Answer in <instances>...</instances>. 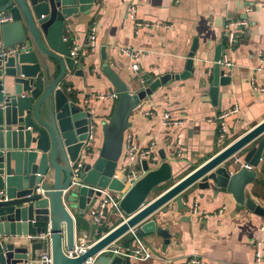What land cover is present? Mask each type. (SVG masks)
Here are the masks:
<instances>
[{"label": "crops", "instance_id": "crops-1", "mask_svg": "<svg viewBox=\"0 0 264 264\" xmlns=\"http://www.w3.org/2000/svg\"><path fill=\"white\" fill-rule=\"evenodd\" d=\"M130 7L135 9L132 17ZM228 20L244 24L234 29L236 42L227 53L231 65L224 69L229 84L219 87L218 106H212V57L219 41H224ZM92 26L96 45L87 49L85 43ZM64 38L72 41L70 49L82 47L77 60L84 59L83 76L68 73L65 91L70 100L92 114L91 125L95 126L93 141L84 145L77 159H83L87 150L99 153L102 125L109 121L116 105L117 100H98L99 95L116 93L103 65L109 66L135 93L142 84L134 77L132 60L123 53L125 50L138 52V66L146 86L160 76L181 74L196 40L192 75L185 80H170L141 101L124 132V141L130 136L142 149L154 144V160H146L150 170L163 162L161 154L172 168V181L155 190L147 202L264 121V92L260 90L264 88V0H97L89 15L68 19ZM102 48L106 60H102ZM234 107L238 112L228 114L223 121L222 140L217 117ZM164 114L178 124L164 126ZM241 155L233 158L235 171L241 166ZM120 159L122 165L116 168L119 177L127 166L124 148ZM133 167L142 171L141 163ZM252 170L256 180L246 186L245 196L264 207V162ZM182 203L181 210L172 201L150 217L168 229L167 244L155 234H143L137 227V235L152 258H130L131 264H186L190 258L207 264H264L263 217L239 207L230 195L216 194L212 189L192 187L182 195ZM85 211L75 219V228L77 236L85 235V246H89L110 228L104 224L96 236ZM107 215L111 227L117 220L111 211ZM132 240L126 234L115 242L117 250L130 249Z\"/></svg>", "mask_w": 264, "mask_h": 264}, {"label": "water", "instance_id": "water-1", "mask_svg": "<svg viewBox=\"0 0 264 264\" xmlns=\"http://www.w3.org/2000/svg\"><path fill=\"white\" fill-rule=\"evenodd\" d=\"M96 2L0 0V49L26 47L0 58V264H36L38 252L47 245L51 264H131L129 256L114 253L115 242L139 227L143 234H155L167 244L168 229L150 217L172 201L181 210L182 195L192 187L224 192L239 207L264 218V207L245 196L246 186L256 180L252 169L264 162V121L148 202L155 190L173 179L162 154L163 162L156 169L150 170L146 160L141 162L143 176L131 180L130 187L115 177L132 111L170 80L192 75L196 40L181 74L160 76L135 93L103 65L118 98L111 118L102 125L99 153L85 152L77 184L71 185L70 163L82 155L93 121L92 114L65 91L68 73L83 76L84 59L71 56L72 41L64 38V26L72 17L89 15ZM4 18L10 20L1 22ZM222 43L214 49L210 68L212 106H218L219 87L230 81L219 64ZM101 52L106 60L103 48ZM238 154H242L241 166L235 171L233 158ZM96 189L124 193L120 209L129 219L70 256L76 247L85 246V235L77 236L75 219L99 196Z\"/></svg>", "mask_w": 264, "mask_h": 264}, {"label": "built area", "instance_id": "built-area-1", "mask_svg": "<svg viewBox=\"0 0 264 264\" xmlns=\"http://www.w3.org/2000/svg\"><path fill=\"white\" fill-rule=\"evenodd\" d=\"M178 1V0H176ZM129 15L132 17L135 13L134 7H130L128 9ZM9 18H4L1 20V22H7L9 21ZM243 22H234L228 20V22L225 25V34H224V41L222 43V53L221 58L219 60V64L223 67H229L231 64L228 61L227 53L229 50L234 46L236 42V33L234 29L238 26H242ZM139 26V25H138ZM96 45V38H95V28L92 26L90 28V32L88 34V39L85 43V46L87 49L94 48ZM25 46H15V47H9L6 49H0V58L10 56L15 54L18 51H24ZM82 47H73L71 49V56L75 59H77L78 52L81 50ZM126 56H128L131 60V71L136 77L140 83L142 84V89H145L147 85L145 86L146 82L143 80L142 75L140 73V69L138 66V52L137 51H124L123 52ZM262 92H264V88L260 89ZM118 94L117 93H110L108 95H99L98 100H104V99H111V100H117ZM238 109L237 107H234L230 110V112L227 113H220L217 117L218 120V127L220 130V139H224V131H225V125H224V119L228 114L237 113ZM163 125L169 126V125H177L178 122H170L168 118V114L163 115ZM94 131L95 128L91 125L87 132V141L85 143V146H88L89 143L93 141L94 137ZM123 148L125 150V157L127 160V166H125L123 169H121V175L120 177L115 173V177L119 179L121 182H124L126 184V188L130 187L129 184L131 180L136 182L138 179H140L143 176V172H139L136 170L133 166L140 164L143 160H154V144L151 143L147 148L142 149L140 146L135 143L130 136L126 137L125 141L123 140ZM152 158V159H151ZM81 167V159H76L75 162L70 163V169L72 174L71 179V185L77 184V177L79 173V169ZM248 170H251L250 166H246ZM96 192L99 193V196L97 199L99 201L96 205L93 207H89L86 209L85 214L91 224L95 228V234L96 236H99L100 234V227H102L104 224H108V231L105 233H102L99 238L105 236L107 233H109L111 230H113L116 226H119L123 223H125L129 216L125 215L124 212L120 209V202L124 196V193L122 192H115L111 191L109 189H96ZM92 204V203H91ZM90 204V205H91ZM89 205V206H90ZM110 209L111 213L114 214L116 222H114L113 226L110 227L109 223V216L108 210ZM195 212V207L193 208V213ZM221 213V211L219 212ZM109 221V223H108ZM112 223V222H111ZM132 237V246L130 249H125L123 251H114L117 255L122 256H129L133 260L137 261H145L152 258V254L149 251V249L142 243V241L139 239L137 235V227L132 228L128 232ZM98 240V239H97ZM88 246L79 248L76 247L74 252L70 254V256L78 255L79 251L82 249H85ZM257 259H259V252L256 253ZM51 254L49 246H45L41 251L38 252V255L36 257V264H51ZM186 264H207V262L197 259V258H190L187 260Z\"/></svg>", "mask_w": 264, "mask_h": 264}, {"label": "rangeland", "instance_id": "rangeland-1", "mask_svg": "<svg viewBox=\"0 0 264 264\" xmlns=\"http://www.w3.org/2000/svg\"><path fill=\"white\" fill-rule=\"evenodd\" d=\"M119 163H120V164H118V166H121V165H122L121 159L119 160ZM96 199H97V198H94V199L92 200V203H93ZM108 212H110V209L108 210Z\"/></svg>", "mask_w": 264, "mask_h": 264}]
</instances>
